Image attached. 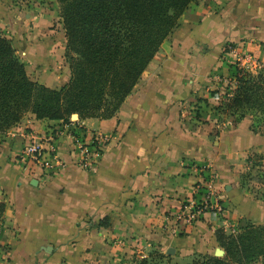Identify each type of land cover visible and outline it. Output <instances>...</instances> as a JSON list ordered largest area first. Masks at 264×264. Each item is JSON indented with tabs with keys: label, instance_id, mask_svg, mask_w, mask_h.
Instances as JSON below:
<instances>
[{
	"label": "crops",
	"instance_id": "crops-1",
	"mask_svg": "<svg viewBox=\"0 0 264 264\" xmlns=\"http://www.w3.org/2000/svg\"><path fill=\"white\" fill-rule=\"evenodd\" d=\"M0 32L33 80L66 84L57 0H0ZM228 46L264 64V0L193 2L113 118L65 124L28 113L0 133V264H188L215 254L218 228L263 223L264 203L243 192L234 171L245 154L264 152V135L249 117L219 121L221 95L211 96L231 75ZM31 137L47 138L46 165L27 170L20 155ZM206 197L226 214L183 215Z\"/></svg>",
	"mask_w": 264,
	"mask_h": 264
},
{
	"label": "trees",
	"instance_id": "trees-1",
	"mask_svg": "<svg viewBox=\"0 0 264 264\" xmlns=\"http://www.w3.org/2000/svg\"><path fill=\"white\" fill-rule=\"evenodd\" d=\"M57 1L71 76L60 88L33 80L12 40L0 34V133L17 126L28 113L65 124L74 122V114L81 120L113 118L196 0ZM223 55L231 56L229 47ZM235 66L237 73L230 75L238 83L233 95L226 92L233 85L231 80L211 92L212 97L222 95L217 118L220 121L222 113L243 117L248 109L264 116V72H248L239 62L230 65ZM5 211L0 196V226ZM216 237L225 256L199 254L188 264H254L264 258V222L243 218L237 232L218 228Z\"/></svg>",
	"mask_w": 264,
	"mask_h": 264
},
{
	"label": "rangeland",
	"instance_id": "rangeland-1",
	"mask_svg": "<svg viewBox=\"0 0 264 264\" xmlns=\"http://www.w3.org/2000/svg\"><path fill=\"white\" fill-rule=\"evenodd\" d=\"M59 6H60V4H59ZM60 14H61V12H60ZM0 34L4 35V33H2V32H0ZM66 42H67V40H66ZM17 54H18V52H17ZM19 57H20V55H19ZM64 57H65L64 61H63L64 66L69 68L70 74H71L70 63H69V60H68L66 54ZM232 60H233V62H236L233 58H232ZM246 61H249V58H247ZM250 62L253 64V68L256 70V72L254 73V72H252V70L249 71L248 69L244 68L246 71L252 72L254 74L264 72V64L261 61H257V63H253L252 61H250ZM246 64H248V63H246ZM240 67L243 68L244 66L240 65ZM66 70H67V68H66ZM67 72H68V70H67ZM232 73H234V74L237 73L236 66L231 69L230 74L232 75ZM230 80L232 81L233 85H231L232 87L226 91V92H228V96L233 95L234 90L238 85V83L235 80V76L229 77L225 82H230ZM50 84H52V83L50 82ZM219 97L221 98V102H222V95ZM200 111L201 110H199L198 112H200ZM203 113H205V111H203ZM220 115H221V119L224 118V116H230V115L237 116L238 120H243L246 117H249L253 122V124H252L253 129L255 131L261 132V134L264 135L263 134L264 116L257 109L246 110L245 116H243V117H241L238 114H229L228 115V114L222 113ZM200 116H202V115H200ZM235 169H236V171H234V178H236V180H238V181H235V179H234V182H236V183L238 182L239 187L243 190V192L253 196L254 198L257 197L258 198L257 200H260L264 203V152L263 153L250 152L248 154H245L243 158L239 159V165ZM219 248H222V247L220 246ZM211 255H215V254H211Z\"/></svg>",
	"mask_w": 264,
	"mask_h": 264
},
{
	"label": "built area",
	"instance_id": "built-area-1",
	"mask_svg": "<svg viewBox=\"0 0 264 264\" xmlns=\"http://www.w3.org/2000/svg\"><path fill=\"white\" fill-rule=\"evenodd\" d=\"M232 58L236 61L239 62V65L244 66L243 68L248 69L249 71L252 70V72H256V70L253 68V64L250 62L252 61L253 63H257V61L253 60L252 56L242 53L239 48L236 46H228ZM247 58H249V61H246ZM248 63V64H246ZM95 135V134H94ZM90 144L94 145L99 149L100 147L98 146L99 140L97 139V136L95 135L94 137L90 135ZM51 139H54L55 136H51ZM77 143H79L78 137H76ZM46 137H31L29 139V142L27 145H25L20 158L23 163V166L25 169L29 170L30 169V162L31 163H39L41 165H46V163L42 160L43 157V145H44V140H46ZM49 139V138H48ZM108 138H102L101 141H107ZM87 155V157H91L92 155V149H90V145H85L81 144L79 146ZM209 210H215L219 214H226V210L221 203L220 199L218 200H212L209 198H205L204 200H194L191 203H188L187 206H185L182 209L183 215H187L188 218L194 222L197 221L200 215H203L205 212ZM182 215H179V218H182ZM232 232H236V229H233Z\"/></svg>",
	"mask_w": 264,
	"mask_h": 264
},
{
	"label": "water",
	"instance_id": "water-1",
	"mask_svg": "<svg viewBox=\"0 0 264 264\" xmlns=\"http://www.w3.org/2000/svg\"><path fill=\"white\" fill-rule=\"evenodd\" d=\"M79 114H74L72 116V120H78L79 119ZM225 255V250H223L222 248H217V250L215 251V256L217 257H223Z\"/></svg>",
	"mask_w": 264,
	"mask_h": 264
}]
</instances>
